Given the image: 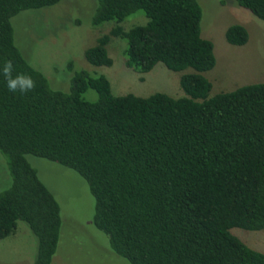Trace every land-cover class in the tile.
I'll use <instances>...</instances> for the list:
<instances>
[{
	"label": "trees",
	"instance_id": "1",
	"mask_svg": "<svg viewBox=\"0 0 264 264\" xmlns=\"http://www.w3.org/2000/svg\"><path fill=\"white\" fill-rule=\"evenodd\" d=\"M64 1L0 0V68L11 60L13 76L36 83L10 92L0 73V154L10 176L0 192V241L21 222L37 241L33 264H52L58 250L60 207L27 161L32 156L86 182L93 226L128 264H264V253L232 234L264 231V83L209 97L200 74L214 69L215 58L196 0H88L77 25L113 24L84 52L91 67H111L107 46L119 39L127 69L145 75L160 64L194 73L180 77L179 98L114 96L107 78L88 70L74 72L68 92L53 90L25 57L11 20ZM234 1L264 22V0ZM138 12L146 24L125 31L121 24ZM248 39L242 26L225 31L229 45ZM89 90L94 102L83 98Z\"/></svg>",
	"mask_w": 264,
	"mask_h": 264
},
{
	"label": "rangeland",
	"instance_id": "2",
	"mask_svg": "<svg viewBox=\"0 0 264 264\" xmlns=\"http://www.w3.org/2000/svg\"><path fill=\"white\" fill-rule=\"evenodd\" d=\"M87 1L68 0L50 8L22 12L11 20L18 45L29 63L48 79L51 89L68 92L74 72L88 70L104 75L114 96L148 97L162 93L172 98L182 97L179 79L183 74L194 73L193 70L174 73L159 64L142 75L127 69L123 58L126 45L119 39L111 40L107 46L113 61L111 67L93 68L85 61L84 52L113 26L107 23L94 29L88 25L90 18L87 24L77 25L76 20L86 18L90 11L91 3ZM196 1L202 12L201 37L212 43L215 58L214 69L200 74L211 84L209 97L264 83V22L238 7L234 0ZM146 22L138 12L121 26L127 31ZM233 25L248 32V42L242 47L229 45L225 40L226 29ZM69 62L74 65L72 72L67 71ZM83 98L94 102L96 94L89 90ZM27 161L60 207V240L52 264H128L111 251L108 237L93 226L94 199L86 182L56 163L32 156H27ZM9 184L6 160L0 154V192ZM232 234L248 247L264 253V231L233 230ZM36 246L34 235L18 222L15 234L0 241V264H33Z\"/></svg>",
	"mask_w": 264,
	"mask_h": 264
},
{
	"label": "clouds",
	"instance_id": "3",
	"mask_svg": "<svg viewBox=\"0 0 264 264\" xmlns=\"http://www.w3.org/2000/svg\"><path fill=\"white\" fill-rule=\"evenodd\" d=\"M14 65L11 60H6L0 68V73L4 76L7 87L10 92L27 93L33 91L36 87V83L31 75L26 73H18L13 76Z\"/></svg>",
	"mask_w": 264,
	"mask_h": 264
}]
</instances>
